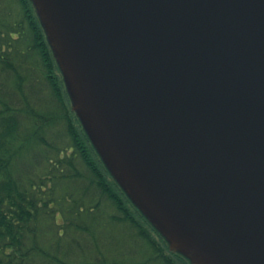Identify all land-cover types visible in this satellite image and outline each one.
<instances>
[{"label":"water","instance_id":"obj_1","mask_svg":"<svg viewBox=\"0 0 264 264\" xmlns=\"http://www.w3.org/2000/svg\"><path fill=\"white\" fill-rule=\"evenodd\" d=\"M31 2L89 141L169 249L264 264V0Z\"/></svg>","mask_w":264,"mask_h":264},{"label":"trees","instance_id":"obj_2","mask_svg":"<svg viewBox=\"0 0 264 264\" xmlns=\"http://www.w3.org/2000/svg\"><path fill=\"white\" fill-rule=\"evenodd\" d=\"M16 2L23 6L20 20L11 19L8 0H0V264H121L107 259L95 242L101 236L94 220L108 204L110 219L131 221L138 239L145 233L140 224L146 228L144 238H158L166 248L162 264H189L133 206L76 115L62 105L67 99L71 108L33 4ZM59 123L61 138L56 136ZM76 162L87 169L82 175L73 169ZM56 185L65 192L57 188L55 193ZM143 241L139 247L151 251L152 244ZM150 260L157 264L159 259Z\"/></svg>","mask_w":264,"mask_h":264},{"label":"rangeland","instance_id":"obj_3","mask_svg":"<svg viewBox=\"0 0 264 264\" xmlns=\"http://www.w3.org/2000/svg\"><path fill=\"white\" fill-rule=\"evenodd\" d=\"M8 4H9V13H10L11 19L20 20L23 17V10H22L23 6L20 5L19 3H17L16 0H8ZM35 14L39 20V17L37 15L36 11H35ZM39 22H40V20H39ZM50 48H51V51L53 53V57H55V52H54L53 48L52 47H50ZM55 49H56V51H59L60 54L67 55L66 51L63 52L61 45L59 48L55 47ZM63 57L66 60V61H64V63L68 69V73H70L71 70L69 67H71V66L69 64V62H70L69 58H67L65 56H63ZM70 57H71V55H70ZM71 63H72V65H76V62L72 57H71ZM57 65H58V63H57ZM59 70H60V68H59ZM60 73L62 75L61 70H60ZM51 75H52L51 73H50V75H47L48 79H50V80H51ZM75 75L78 76L76 78L78 79L81 86L87 85L86 81L80 75L79 68H78L77 74H75ZM54 77H55V74H54ZM61 78H63V75L61 76ZM60 86L62 88L61 84H60ZM70 102H71V108H70V105H69L67 99H62V105L65 106L66 111L69 112V115H72L69 110H72V112L76 115V112L73 110L72 101L70 100ZM57 126H59V127L57 128L58 133L56 134V136L58 138H61L60 133L62 131L63 124L59 123ZM65 146L61 147V150L63 152H65ZM72 153H73V151H70V150L68 151L69 155H71ZM86 158L89 159L88 160L89 162L91 161V158L87 154L85 155V159ZM73 169H74L75 173H80L81 175H82V173L87 171L85 166L83 164H80L79 162H76ZM57 188L60 192H65V191H63V185H60V186L56 185L55 193L57 191ZM80 194H82L81 191H80ZM60 196L61 195H58V197H60ZM58 208H59V210L61 208L60 202L58 203ZM112 213H113L112 207L109 204L105 205L103 208H101V211L99 212L98 217L94 220V225H93L97 230L100 231L99 235L101 236L100 240H96L95 242L98 243V246L101 248V251L105 255L109 256V257L107 256L106 258L111 259L114 263H121V264H153V262L150 259H154V258L156 259L157 258V259H159L158 262L156 261L157 264H162L161 260L162 259L164 260L167 257L166 256V248L162 245V243L158 240V238L155 235L153 236V234H150V235L147 234L148 236L144 238V235L146 233V228L142 227V224H140L141 226L139 228H140L141 232L143 229L145 233L142 234V238L140 237L138 239V234L135 235V229L129 223L131 221L122 219L121 223H117L116 221H115L116 222L115 223L109 217V215H111ZM105 214H106V217H105ZM115 216L118 217V216H120V214L115 215ZM104 221L106 222V225H105ZM139 221H140V223H142V221L140 219H139ZM133 223H134V221H133ZM81 239L83 240V238H81ZM143 239H145L146 241H148L150 244L153 245L152 246L149 244L151 251L148 249V247H139L144 242ZM86 241H87V238H86ZM78 245H80V244H78ZM145 245H147V244H145ZM137 253H139L141 255L137 256ZM143 257L150 258V259L149 260L144 259ZM176 264H179V263H176Z\"/></svg>","mask_w":264,"mask_h":264}]
</instances>
